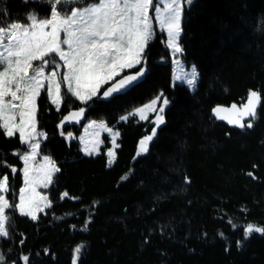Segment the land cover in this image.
Instances as JSON below:
<instances>
[{
    "label": "trees",
    "instance_id": "obj_1",
    "mask_svg": "<svg viewBox=\"0 0 264 264\" xmlns=\"http://www.w3.org/2000/svg\"><path fill=\"white\" fill-rule=\"evenodd\" d=\"M47 7L40 0H0L7 13L0 22L45 15ZM182 29L183 58L199 73L193 92L172 85L171 53L160 32L146 49L149 73L125 93L85 104L63 89L57 110L42 91V151L60 171L50 187L51 207L38 219L8 210L10 235L0 238L5 264H24V255L29 264H72L80 245L78 264H264V234L244 232L248 224L264 227V0H193ZM249 90L262 96L251 129L213 117L216 105L241 103ZM160 93L169 100L164 123L138 155L153 126L120 117ZM81 107L87 118L120 132L111 166L108 145L96 156L83 153L84 123L60 128L62 117ZM27 150L19 134L7 137L0 129V177H8L13 204L24 184L17 153Z\"/></svg>",
    "mask_w": 264,
    "mask_h": 264
},
{
    "label": "snow or ice",
    "instance_id": "obj_2",
    "mask_svg": "<svg viewBox=\"0 0 264 264\" xmlns=\"http://www.w3.org/2000/svg\"><path fill=\"white\" fill-rule=\"evenodd\" d=\"M31 2L33 0H23L24 4ZM44 2L48 6L46 18L29 12L24 21L0 22V129L7 137L19 133L20 142L29 149L17 153L24 163V187L19 191V203H10L6 198L8 177H0V238L5 239L10 235L8 210H18L21 215L35 221L38 211L51 207L48 197L41 196L36 188H48L54 182L55 173L60 171L51 157L44 156V163L38 169L40 175L31 174L32 162L41 147L39 138L46 139L45 133L37 131V100L41 92L59 110L64 100L62 88L65 94L87 104L94 97L113 98L136 86L146 74V49L156 35L153 20L158 21L161 35L166 39V47L171 49L172 55L182 54V16L185 7L191 6L193 0H167L163 7L159 0L156 3L154 0H93L87 5L82 0ZM150 12L155 15H150ZM6 14V10H0V16ZM134 68V73L123 74ZM61 69L64 70L62 73ZM184 78L177 76L178 80ZM197 79L198 73L192 66L186 83L195 87ZM104 85L109 86L101 93ZM261 102V93L249 90L247 101L241 107L236 104L230 108L217 106L212 111L217 119L226 120L241 129H251ZM158 104L161 105L159 108ZM168 104L169 100L161 93L129 114L138 116L140 120H148L146 112L156 114L155 119L150 121L154 125L151 134L139 141L138 155L148 151L157 128L164 123V106ZM85 110L81 107L71 112L64 117V121H78ZM246 118L251 119L245 122ZM120 119L128 120L129 116H121ZM100 127L112 134L113 148L107 153L108 165L111 166L115 149L119 147L116 138L120 133L103 123ZM84 151L92 155L94 149L86 147ZM16 171L12 168L13 174ZM248 175L251 177L253 174L250 172ZM67 196L68 193L64 192L61 199ZM244 232L245 237L253 232L264 234V227L248 224ZM83 247L80 245L74 249L72 264H78ZM29 259L28 255L22 257L24 264H29ZM6 260L7 257L0 252V264H5ZM10 264H16V261Z\"/></svg>",
    "mask_w": 264,
    "mask_h": 264
},
{
    "label": "rangeland",
    "instance_id": "obj_3",
    "mask_svg": "<svg viewBox=\"0 0 264 264\" xmlns=\"http://www.w3.org/2000/svg\"><path fill=\"white\" fill-rule=\"evenodd\" d=\"M40 1L44 2V0H40ZM92 2H93V0H82V3H83L84 5H87V4L92 3ZM44 3H45V2H44ZM154 3H156V0H154ZM165 3H167V0H159V4H160L161 7H163V5H164ZM66 7H67V6H66ZM36 14H37V13H36ZM38 15H39V17H40V15H41V18H46V17H48V12H47L45 15H44V14H39V12H38ZM150 15H153V16H154L155 14L150 12ZM183 17H184V12H183V16H182V27H183ZM153 24H154L155 33H156V32L159 33V32H160V29H159V23H158V21H155V19H154V20H153ZM160 33H161V32H160ZM62 35H63V34H62ZM181 35H182V34H181ZM165 36H166V34H165ZM163 37H164V36H163ZM164 39H165V38H164ZM164 41H165V45H166V43H167V42H166V39H165ZM180 44H181V43H180ZM181 46H182V45H181ZM182 48H183V47H182ZM168 49H169V48H168ZM169 50H170V53H171V58H172V63H173L172 85H173V86H175L176 84L184 85V86L188 87L192 92L195 91L196 88H197V85H198V81H199V73H198L196 67H195V69H196V71H197V73H198V79H197V83H196L195 87H192V86L187 85V83H186V79L190 76L192 66H194V65H188V64L185 62V60H184V58H183V53H182V54H176L175 56H173V55H172V51H171V49H169ZM176 61H180V63L177 64ZM134 69H135V68H134ZM130 70H133V69H130ZM130 70H126L125 73H126L127 71H130ZM60 71H61V73H62L64 70L61 69ZM123 74H124V73H123ZM177 76H184L185 78H184V79H181V80H178V79H177ZM117 78H118V77H117ZM117 78H116V79H117ZM105 86H106V85H104V87H105ZM102 89H103V88H101V92H102ZM41 93H42V92H41ZM160 94H161V93H160ZM62 95H63V88H62ZM157 95H158V94H157ZM157 95H156V96H157ZM156 96H154L152 99H154ZM94 98H95V97H94ZM152 99L148 100V101L145 102L144 104H141V105H138V106L132 108L130 111H128L127 113L123 114L122 116H129V119H131V118H135V119H137L138 121H143V122H147V121H152V120H154L156 114H155V113H151V112H146V115L148 116V120H140L138 116L129 115L130 113H134L135 110H136L137 108H139V107H143V106L146 105L147 103L151 102ZM64 100H65V99H64ZM64 100H63V102L60 104L59 109L62 108V105L64 104ZM82 103H83V102H82ZM37 104H38V100H37ZM55 106H56V105H55ZM160 106H161L160 104L157 105L158 108H159ZM56 107H57V106H56ZM164 107H165V106H164ZM37 114H38V112H37ZM36 119H37V122H38V115H37ZM129 119H128V120H129ZM93 121H95L96 123H95V124H92ZM17 122H19V117H17ZM83 123H84V124H83ZM83 123H82L83 126H82V128H81V133H80V135H79V140H80L81 149H82L83 153L86 154L85 151H84V149L87 147L89 150H93V149H94L93 154H92V155H89V156H96V155H98V154L101 153V150H102L103 147H105V146L108 145V147H107V151H106V154H107L108 151H109L111 148H113V145H112V143H111L112 134L109 133V132H107L105 129L101 128V127H100V124H101V123L105 124L107 127L112 128L113 131H118V129H117L115 126H111V125H109L104 119L87 118V117L85 116V120H84ZM90 125H91V126H90ZM37 131H38V132H43V133H45L43 130L39 129L38 123H37ZM118 132H119V131H118ZM97 133H98V135H97ZM119 133H120V132H119ZM17 134H19V133H17ZM45 134H46V133H45ZM39 139H40L41 147H40V149L38 150V151H39V154L36 156L35 161L32 162V168H33V171H32V173H31L32 175H40V172L38 171V169H39L40 164L44 163V161H43V157H44V156H49V157H51L49 154H46V153H44V152L42 151V143H43V141H44L45 138H44V137H40ZM119 140H120V135H119V137L116 138V142H117V144H119V147H120ZM27 147H28V146H27ZM119 147H118V148H119ZM118 148L115 149V153H116V154H117V149H118ZM27 151H29V149H28ZM86 155H87V154H86ZM107 157H108V155H107ZM51 159L53 160L52 157H51ZM115 159H116V155H115V157H114L113 163H114ZM53 161H54V160H53ZM108 161H109V157H108ZM54 162H55V161H54ZM113 163H112V164H113ZM55 164H56V162H55ZM112 164H111V165H112ZM56 166H57V164H56ZM55 175H56V173H55ZM55 175L53 176V180H54ZM51 185H52V184H51ZM51 185H50L48 188H44V187H42V186H37L36 191H37V193H39L41 196H47V197H48V200L51 201V198H50V187H51ZM23 187H24V184H23L22 188H23ZM5 195H6V194H5ZM6 198H7V197H6ZM18 203H19V201H18ZM47 209H48V207L44 208V210H43L42 212L38 211V212L36 213L37 217H39V215H40L41 213L45 212ZM37 219H38V218H37Z\"/></svg>",
    "mask_w": 264,
    "mask_h": 264
},
{
    "label": "water",
    "instance_id": "obj_4",
    "mask_svg": "<svg viewBox=\"0 0 264 264\" xmlns=\"http://www.w3.org/2000/svg\"><path fill=\"white\" fill-rule=\"evenodd\" d=\"M136 71V69H133V70H130V71H127L126 73H124L125 75H127V74H132V73H134ZM149 73V64H148V60H147V64H146V74H145V76L139 81V83L140 82H142L144 79H145V77L147 76V74ZM117 79H119V77L117 78ZM137 85V84H136ZM109 85H107L105 88H104V90L108 87ZM131 89V88H130ZM104 90H102V92L104 91ZM129 90V89H128ZM127 90V91H128ZM101 92V93H102ZM123 93H125V92H123ZM123 93H121V94H123ZM119 95V94H118ZM116 96V95H115ZM248 97V96H247ZM109 99H111V98H109ZM109 99H102V98H100V100H109ZM246 101H247V98H246V100L245 101H243V102H241V103H237V102H232V103H230V104H219V105H216L215 107H217V106H222V107H225V108H230L231 107V105L232 104H236L238 107H241L244 103H246ZM214 107V108H215ZM213 108V109H214ZM212 109V110H213ZM79 109H73V110H70L69 112H67L63 117H62V119H61V121L59 122V126H60V128H65L66 126H68V125H80V124H82L83 122H84V120H85V116H86V113H84V115L81 117V118H79V120L78 121H64V117L65 116H68L71 112H74V111H78ZM212 115H213V117L217 120V121H219V122H224L225 124H227L228 126H231V127H236V126H234V125H231V124H229L226 120H220V119H217L216 117H215V115L213 114V111H212ZM249 118H246V120H245V122H247V120H248ZM61 125H62V127H61Z\"/></svg>",
    "mask_w": 264,
    "mask_h": 264
},
{
    "label": "flooded vegetation",
    "instance_id": "obj_5",
    "mask_svg": "<svg viewBox=\"0 0 264 264\" xmlns=\"http://www.w3.org/2000/svg\"><path fill=\"white\" fill-rule=\"evenodd\" d=\"M149 64V63H148ZM151 125L154 127V125L151 123ZM160 126V125H159Z\"/></svg>",
    "mask_w": 264,
    "mask_h": 264
}]
</instances>
